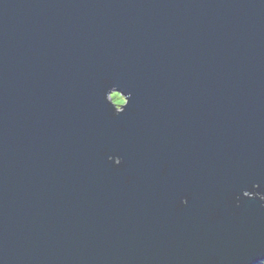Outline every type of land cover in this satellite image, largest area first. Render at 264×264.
<instances>
[{
  "label": "water",
  "instance_id": "95a60500",
  "mask_svg": "<svg viewBox=\"0 0 264 264\" xmlns=\"http://www.w3.org/2000/svg\"><path fill=\"white\" fill-rule=\"evenodd\" d=\"M264 261V0H0V264Z\"/></svg>",
  "mask_w": 264,
  "mask_h": 264
},
{
  "label": "trees",
  "instance_id": "16d2710c",
  "mask_svg": "<svg viewBox=\"0 0 264 264\" xmlns=\"http://www.w3.org/2000/svg\"><path fill=\"white\" fill-rule=\"evenodd\" d=\"M258 264H264V261H262V262H260V263H258Z\"/></svg>",
  "mask_w": 264,
  "mask_h": 264
}]
</instances>
